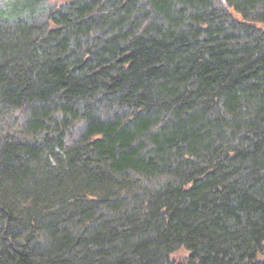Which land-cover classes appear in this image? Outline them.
Returning <instances> with one entry per match:
<instances>
[{
  "label": "trees",
  "instance_id": "1",
  "mask_svg": "<svg viewBox=\"0 0 264 264\" xmlns=\"http://www.w3.org/2000/svg\"><path fill=\"white\" fill-rule=\"evenodd\" d=\"M16 112L0 264H264V0L0 16Z\"/></svg>",
  "mask_w": 264,
  "mask_h": 264
},
{
  "label": "rangeland",
  "instance_id": "2",
  "mask_svg": "<svg viewBox=\"0 0 264 264\" xmlns=\"http://www.w3.org/2000/svg\"><path fill=\"white\" fill-rule=\"evenodd\" d=\"M65 2L66 0H0V16L8 21H13L19 17L45 20L52 9L64 5ZM22 118V114L16 112L3 120L0 128L16 130ZM180 255H185V252L181 251Z\"/></svg>",
  "mask_w": 264,
  "mask_h": 264
}]
</instances>
